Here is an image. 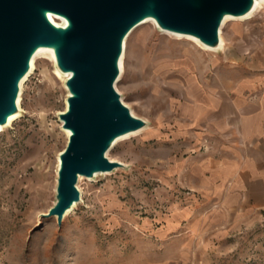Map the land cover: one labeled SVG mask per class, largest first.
<instances>
[{
  "label": "rangeland",
  "instance_id": "obj_1",
  "mask_svg": "<svg viewBox=\"0 0 264 264\" xmlns=\"http://www.w3.org/2000/svg\"><path fill=\"white\" fill-rule=\"evenodd\" d=\"M222 30L217 52L153 23L132 32L116 88L148 125L110 151L125 168L79 183L62 225L41 215L57 201L69 92L38 62L0 132V264H264V206L237 193L228 136L264 124V6Z\"/></svg>",
  "mask_w": 264,
  "mask_h": 264
},
{
  "label": "water",
  "instance_id": "obj_2",
  "mask_svg": "<svg viewBox=\"0 0 264 264\" xmlns=\"http://www.w3.org/2000/svg\"><path fill=\"white\" fill-rule=\"evenodd\" d=\"M257 1L0 0V127L20 113L22 82L41 48L53 50L57 69L70 74L68 107L60 117L71 135L59 156L56 204L41 218L57 217L62 225L82 200L80 177L125 168L110 151L118 139L148 125L116 88L132 32L154 20L162 31L217 49L225 19L247 16Z\"/></svg>",
  "mask_w": 264,
  "mask_h": 264
},
{
  "label": "crops",
  "instance_id": "obj_3",
  "mask_svg": "<svg viewBox=\"0 0 264 264\" xmlns=\"http://www.w3.org/2000/svg\"><path fill=\"white\" fill-rule=\"evenodd\" d=\"M244 121L243 132L236 136L232 133L228 135L229 141L232 139L234 142L230 149L237 166L242 168L237 172L239 187L236 190L241 198L264 206V124L254 125L248 119Z\"/></svg>",
  "mask_w": 264,
  "mask_h": 264
},
{
  "label": "bare ground",
  "instance_id": "obj_4",
  "mask_svg": "<svg viewBox=\"0 0 264 264\" xmlns=\"http://www.w3.org/2000/svg\"><path fill=\"white\" fill-rule=\"evenodd\" d=\"M263 6H264V0H260V1H257V2H256L254 10H253L251 13H249L247 16L240 17V18H235V17H230V16L227 17V18L225 19L224 23H223L222 29H223V28H224L229 22H231V21H245V20H249V19H251L252 17L255 16V14H256L261 8H263ZM51 20H52L53 22L57 23L59 19H57L55 16L51 15ZM149 23H153V24L157 25L156 22H155L154 20H148V21H146L145 23L141 24L139 27H142L143 25H145V24H149ZM139 27H137V28H139ZM137 28H136V29H137ZM136 29H135V30H136ZM222 29H221V45H220L219 48H217V49H210V48L206 47L203 43H201L199 40H197L196 38H193V37L182 36V35H176V36H178L179 38H185V39H187V40H191V41L195 42V43L198 45V47H199L200 49H202V50L217 52V50H219V49H221V50L225 49V48H226V45H227V44H226V39H225V37H224V32H223ZM165 32H166V31H165ZM256 32H257V31H256ZM256 32H255V34H256ZM166 33H169V32H166ZM246 33H247V32H246ZM257 33H258V32H257ZM169 34H172V33H169ZM255 34H254L253 36H256ZM259 35H260V34H259ZM245 36H246V35H245ZM263 36H264V35H263ZM249 38L252 39L253 37H249ZM260 38H261V37H260ZM241 41H242V39H241ZM240 43H241V42H240ZM126 44H127V43H126ZM126 52H127V51H126ZM126 52H125L124 55L122 56L121 63H120V66H121V75H120V79L123 77V75L125 74V71H126V61H125V60H126ZM210 53H211V52H210ZM201 56H202V55H201ZM43 59H50V60H52L53 62L56 63L54 51L51 50V49H48V48H41V49L35 54V56H34V58H33V60H32V68H31V72L29 73V75H28V76L24 79V81L22 82V86H21V88H22V90H21V95H20V97H19V101H18L19 108H20V113L17 114L16 116H14V117L11 119L10 123H9L6 127H0V132H3L6 128L11 127V126L14 124V122H15L16 120H18V119L22 116V114H21V113H22V96H23L22 93H23L24 84L27 82V80L29 79V77H30V76L33 74V72L36 70V68H37V66H38V62H39L40 60H43ZM201 68H202V67H201ZM56 74H57V76H58L59 78H61V79H63V80H67V79L70 77V74H63V73L60 72V70L57 69V68H56ZM120 79H119V80H120ZM174 93H175V92H174ZM67 107H68V103H67V101H66V108H65V111L67 110ZM134 113H135V112H134ZM63 131H64V133H65L67 139H69V137H70V135H71L70 131L65 130V129H63ZM143 131H144V130L139 131V132H137V133H133V134L126 135V136H124V137L118 139V140L116 141L115 145H117L118 143H120V142H122V141L128 140V139H130V138H132V137L138 136V135L142 134ZM109 155H110V154H109ZM59 166H60V158L58 159V168H59ZM106 174H108V173H106ZM99 175H100V174H99ZM97 176H98V175H97ZM85 179H90V178H85V177L81 176V177H80V180H79V183H80L82 180H85ZM78 187H79V189H81L80 184H78ZM81 190H82V189H81ZM75 207H76V206H75ZM75 207H74V208H75ZM73 211H74V209H73V210H70V211L66 214V216L70 215V213L73 212Z\"/></svg>",
  "mask_w": 264,
  "mask_h": 264
}]
</instances>
